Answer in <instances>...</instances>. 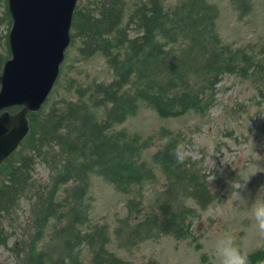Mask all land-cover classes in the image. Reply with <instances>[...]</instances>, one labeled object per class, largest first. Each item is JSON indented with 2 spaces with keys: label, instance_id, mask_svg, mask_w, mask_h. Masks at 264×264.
Returning <instances> with one entry per match:
<instances>
[{
  "label": "rangeland",
  "instance_id": "374dc122",
  "mask_svg": "<svg viewBox=\"0 0 264 264\" xmlns=\"http://www.w3.org/2000/svg\"><path fill=\"white\" fill-rule=\"evenodd\" d=\"M136 1L128 0L129 11ZM178 1L164 0L170 6ZM210 2L220 8L216 20L220 38L232 49L241 50L240 64L247 69L221 76L216 101L206 114L190 111L176 117H162L139 101L137 112L115 129L141 147L139 160L153 168L152 178L128 194L118 191L101 175L92 173L84 191L90 223L102 227L106 250L116 255L122 264H214L215 243L225 235H230L234 244L247 254L248 264H252V253L264 247V239L256 231L249 207L254 199L264 198V0H255L251 13L244 17L230 0ZM8 13V0H0V70L9 55L11 18ZM81 46L80 38L70 46L64 62L65 72L43 108L59 104L57 111H62L64 106L60 101L77 99V93L96 81L112 80L114 73L106 58L99 53L86 57L80 52ZM245 57L248 59L243 63ZM86 94L88 99L90 92ZM103 115L101 111L100 116ZM170 136L177 138L176 147L182 146L186 153L182 163L196 176L197 198L178 193L183 191L180 176L177 187L168 190L166 174L153 161V154ZM19 158L14 155L11 163ZM34 158L30 192H35L33 185L50 187L52 180L49 168L38 157ZM9 170L0 172V206L3 203L8 207L2 218L6 232L2 238L7 244L0 245V264H23L26 242L31 241L38 230V226L33 228L32 219L37 200L31 198L30 193L19 197L3 193V182L13 191ZM76 187L77 184H72L71 191ZM62 193L63 187L59 198H64ZM130 197L136 202V212L131 216ZM73 198L71 192L70 200ZM158 200L163 206L158 210L162 224L156 222L155 216H150L149 220L156 225L147 228L153 237L146 238L141 216L156 208ZM55 222L52 220L45 227L44 239L52 240L48 235ZM174 228L182 230L173 232ZM59 239L47 241L48 248L58 251ZM100 240H95L97 248ZM43 245L41 243L40 247ZM90 250L86 244L75 245L79 264L96 263Z\"/></svg>",
  "mask_w": 264,
  "mask_h": 264
},
{
  "label": "trees",
  "instance_id": "16d2710c",
  "mask_svg": "<svg viewBox=\"0 0 264 264\" xmlns=\"http://www.w3.org/2000/svg\"><path fill=\"white\" fill-rule=\"evenodd\" d=\"M240 1L245 10L253 3ZM126 3L84 0L78 5L74 40L83 39L84 55L108 57L116 77L111 82L89 85L79 99L65 101L62 111L34 115L32 131L18 152L20 158L13 164L10 159L1 167L12 172L13 191L3 182L4 194L19 197L30 193L37 200L32 219L33 228L38 226V230L26 242L23 264H79L74 252L77 243L91 249L95 264H122L106 250L102 227L90 223L84 191L92 173L103 175L124 191L144 185L153 173L139 160L141 147L114 126L135 113L140 100L163 116H178L192 109L204 111L214 100L221 75L235 71L239 56H243L222 43L216 28L219 11L208 0H180L173 9L165 7L162 0L141 1L128 16ZM130 28L139 32L129 35ZM103 108L105 118L100 116ZM176 142L170 137L155 158L168 173L186 178L182 173L189 170L176 159ZM24 150L27 152L22 153ZM34 157L48 164L52 180L50 187L33 185L35 192H30ZM69 183L77 184L72 201L70 194L58 197L59 190ZM187 190L183 189L184 194H190ZM5 207L3 203L0 206V243L7 244L2 238L6 235L2 224L3 211L8 210ZM52 220L57 222L48 235L52 240H45V227ZM152 224L156 225L152 221L144 225ZM57 237L58 251L48 248L47 241ZM96 238L101 239L98 248Z\"/></svg>",
  "mask_w": 264,
  "mask_h": 264
},
{
  "label": "water",
  "instance_id": "95a60500",
  "mask_svg": "<svg viewBox=\"0 0 264 264\" xmlns=\"http://www.w3.org/2000/svg\"><path fill=\"white\" fill-rule=\"evenodd\" d=\"M77 0H9L13 16V58L0 74V109L24 108L0 116V163L30 130L27 112L38 110L49 94L70 42Z\"/></svg>",
  "mask_w": 264,
  "mask_h": 264
},
{
  "label": "clouds",
  "instance_id": "9594fccd",
  "mask_svg": "<svg viewBox=\"0 0 264 264\" xmlns=\"http://www.w3.org/2000/svg\"><path fill=\"white\" fill-rule=\"evenodd\" d=\"M176 159L183 162L186 153L182 146L175 151ZM246 187V185H245ZM251 215L255 221V228L258 235L264 239V198L254 199L249 204ZM214 264H248V256L236 246L230 235L217 239L213 252Z\"/></svg>",
  "mask_w": 264,
  "mask_h": 264
}]
</instances>
